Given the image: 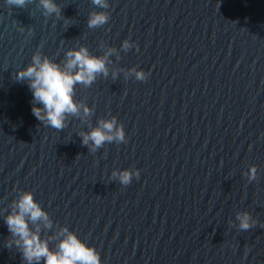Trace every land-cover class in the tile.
Segmentation results:
<instances>
[{
    "label": "water",
    "instance_id": "95a60500",
    "mask_svg": "<svg viewBox=\"0 0 264 264\" xmlns=\"http://www.w3.org/2000/svg\"><path fill=\"white\" fill-rule=\"evenodd\" d=\"M54 2L48 13L41 0H0V264H25L4 246L14 238L3 219L25 191L52 221L40 235L53 251L67 227L101 264H264V0ZM82 46L114 49L108 75L75 85L91 113L56 130L32 114L15 73L35 52L62 64ZM112 117L126 142L81 143ZM124 168L140 171L126 186L112 176ZM245 211L256 223L240 230Z\"/></svg>",
    "mask_w": 264,
    "mask_h": 264
},
{
    "label": "clouds",
    "instance_id": "9594fccd",
    "mask_svg": "<svg viewBox=\"0 0 264 264\" xmlns=\"http://www.w3.org/2000/svg\"><path fill=\"white\" fill-rule=\"evenodd\" d=\"M25 2L26 0H6L7 5L16 7H23ZM41 3L48 13L58 11L54 0H41ZM93 3L100 7L106 6L104 0H93ZM107 19V15L102 12L92 13L87 23L91 28L104 24ZM121 46L125 50L130 48L138 50L135 42L128 39L122 41ZM113 51L114 49H109L103 57H98L91 55L83 46L79 49H70L65 53L62 64L35 52L31 62L16 71L14 79L27 83L32 95L31 111L35 118L46 126L62 130L67 126L69 116H78L81 112L87 116L91 113V108L74 99L75 85L89 86L96 80L98 74L106 77L107 58ZM129 71L133 72L135 79L139 81H144L148 77V73L143 69L133 68ZM79 135L81 143L89 146L93 152L105 142H126L124 127L117 122L116 117L98 121L97 127ZM256 172V166L251 165L247 173L249 181L256 179ZM112 176L116 177L121 185L126 186L131 183L133 177L139 178L140 171L124 168L119 172L113 171ZM3 219L7 230L14 238L4 246L11 248L14 244L25 264H41L42 260L43 264H101L99 252L67 227H61L56 233L59 242L55 251L49 248V240L53 237L44 239L40 231L41 223L45 229H49L52 227V221L30 191L22 192L18 199L12 202V210ZM236 220L239 222L237 227L240 230H248L256 223L247 211L237 213ZM30 222L34 225L33 228L29 227Z\"/></svg>",
    "mask_w": 264,
    "mask_h": 264
}]
</instances>
